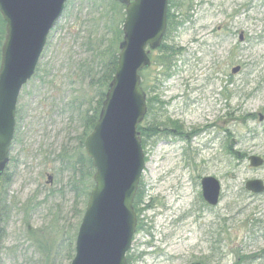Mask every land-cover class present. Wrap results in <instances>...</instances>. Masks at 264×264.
Returning a JSON list of instances; mask_svg holds the SVG:
<instances>
[{"label":"rangeland","instance_id":"1","mask_svg":"<svg viewBox=\"0 0 264 264\" xmlns=\"http://www.w3.org/2000/svg\"><path fill=\"white\" fill-rule=\"evenodd\" d=\"M178 1L181 25L164 42L181 54L170 77L151 68L158 110L140 126L156 117L179 122L184 133L169 128L143 143L141 209L151 208L138 218L129 256L131 264H231L238 250L264 252V194L245 189L249 180L264 182V166L249 162L264 159V0ZM99 6L100 0H69L20 94L1 176L10 184L0 207V264H72L86 197L71 187L67 162L86 155L84 117L99 101L87 78L89 67L99 69ZM208 176L222 186L217 207L202 196Z\"/></svg>","mask_w":264,"mask_h":264},{"label":"water","instance_id":"2","mask_svg":"<svg viewBox=\"0 0 264 264\" xmlns=\"http://www.w3.org/2000/svg\"><path fill=\"white\" fill-rule=\"evenodd\" d=\"M114 1L125 6L123 41L99 119L84 142L95 168V186L78 231L72 264H128L138 226L134 202L146 167L138 128L148 113L140 73L151 68V54L163 43L170 0ZM67 2L0 0V14L6 23L0 66V176L10 162L20 94L35 76ZM249 161L252 168L264 165L258 156ZM201 185L204 201L217 207L221 183L208 176ZM245 188L255 195L263 194L264 182L250 180Z\"/></svg>","mask_w":264,"mask_h":264},{"label":"trees","instance_id":"3","mask_svg":"<svg viewBox=\"0 0 264 264\" xmlns=\"http://www.w3.org/2000/svg\"><path fill=\"white\" fill-rule=\"evenodd\" d=\"M100 16L99 19L96 20L97 24L95 25V29L100 32L99 37L97 39L96 48L93 49V52L96 53L98 58V65L95 68L98 72L93 73L95 71L93 68L87 70L90 75H87V78L90 77L91 85H95L100 90L99 101L97 107L94 109L93 113L86 112L84 117V136H88L94 130V127L99 119V115L101 112L103 101L105 100L106 91L109 88L110 83L113 80V77L116 73V69L118 67V55L120 52V44L123 41V31L121 29L123 16L125 15V6L114 1V0H100ZM181 9L180 1L170 0V8L168 10V30L165 36L168 37L170 32H173L181 23L178 21L176 16V12H179ZM175 11V12H174ZM121 17V18H120ZM119 19V25H116V19ZM99 27V28H98ZM103 33V34H101ZM96 34V33H95ZM6 38V23L0 14V66H1V50L3 43ZM159 55L153 60V66L159 69V74L161 78L170 77L172 69L175 67L176 58L181 54L180 50L175 46L170 45L168 43H163V45L159 48ZM152 66V67H153ZM151 67V68H152ZM151 68L144 70L141 73L142 77V87L144 91L147 93V105H148V117H150L153 113H156L158 108L156 105L159 103V98L157 95H154L156 90L158 89V80L154 82L155 85L151 86L148 81V75L150 74ZM38 71V69H37ZM37 73V72H36ZM88 73V74H89ZM85 74V70H84ZM149 95H151L149 97ZM159 118L155 117L150 124L141 125L138 131L141 134V138L144 140L143 143L148 139H153L154 137L160 136L161 134H169V128L179 133H184L182 126L179 122L170 121L169 123H161ZM162 127H168L167 129H163ZM173 133V132H172ZM85 139V138H84ZM186 139V138H185ZM85 140H81V148H84ZM67 162V161H66ZM68 166L73 170V179L70 181V185L73 190L78 193L79 196H85V200L83 201L85 207L88 203L90 194L92 189L94 188V168L92 166L91 160L85 155V152L82 155L78 156V159L71 158L68 160ZM5 175V173H4ZM3 175V176H4ZM10 184V181L5 180L1 183L0 176V207L6 204V195L5 190L7 186ZM81 193V195H80ZM77 195V196H78ZM144 204V194L139 189L135 202L134 209L137 213L138 218H140L141 214L145 210H149L151 208L150 205L146 206L144 209H141V206ZM255 223V227L257 224H262L259 221V218L253 220ZM2 234L0 233V238ZM75 254V252L73 251ZM234 259L231 264H264V252L257 254L247 255L245 253H241V251H236L234 253ZM74 256L72 257V259ZM128 263L131 264V257L129 254L127 255Z\"/></svg>","mask_w":264,"mask_h":264},{"label":"bare ground","instance_id":"4","mask_svg":"<svg viewBox=\"0 0 264 264\" xmlns=\"http://www.w3.org/2000/svg\"><path fill=\"white\" fill-rule=\"evenodd\" d=\"M69 1V0H68Z\"/></svg>","mask_w":264,"mask_h":264}]
</instances>
